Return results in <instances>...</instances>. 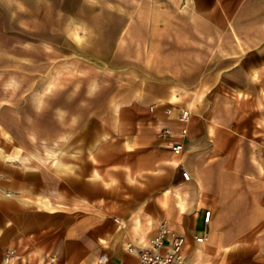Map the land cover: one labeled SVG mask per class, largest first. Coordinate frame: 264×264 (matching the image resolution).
<instances>
[{
  "label": "crops",
  "instance_id": "0c3cea01",
  "mask_svg": "<svg viewBox=\"0 0 264 264\" xmlns=\"http://www.w3.org/2000/svg\"><path fill=\"white\" fill-rule=\"evenodd\" d=\"M174 1L186 41L95 135L100 178L0 155V264H139L163 222L185 264H264V0Z\"/></svg>",
  "mask_w": 264,
  "mask_h": 264
},
{
  "label": "rangeland",
  "instance_id": "374dc122",
  "mask_svg": "<svg viewBox=\"0 0 264 264\" xmlns=\"http://www.w3.org/2000/svg\"><path fill=\"white\" fill-rule=\"evenodd\" d=\"M176 3L0 0V155L95 182V135L124 125L125 93L140 95L186 41Z\"/></svg>",
  "mask_w": 264,
  "mask_h": 264
},
{
  "label": "built area",
  "instance_id": "2783aa9c",
  "mask_svg": "<svg viewBox=\"0 0 264 264\" xmlns=\"http://www.w3.org/2000/svg\"><path fill=\"white\" fill-rule=\"evenodd\" d=\"M153 108V107H152ZM171 108L169 111L171 112ZM191 116L189 109H183L180 119L183 122H188ZM168 131V130H167ZM188 133V127L182 128V134ZM176 152H181L184 148L183 143H176L173 145ZM186 179H190V173L186 170L183 171ZM212 211L207 209L205 212V220L209 221ZM186 238L180 234H177L168 224L161 223L157 235L153 238L151 244L136 251L139 257V264H185ZM129 250L134 252L133 245L129 246ZM49 264H56L55 260L49 262Z\"/></svg>",
  "mask_w": 264,
  "mask_h": 264
},
{
  "label": "bare ground",
  "instance_id": "6f19581e",
  "mask_svg": "<svg viewBox=\"0 0 264 264\" xmlns=\"http://www.w3.org/2000/svg\"><path fill=\"white\" fill-rule=\"evenodd\" d=\"M158 105V104H157ZM158 107V106H157ZM11 140H13V138H11ZM17 152V151H16ZM10 157H11V159H13V158H18L19 157V154H16V155H10ZM95 177L96 178H100L101 177V174H100V172L97 170V169H95ZM107 184H109V182H107ZM9 194H11V193H9ZM165 201V200H164Z\"/></svg>",
  "mask_w": 264,
  "mask_h": 264
}]
</instances>
